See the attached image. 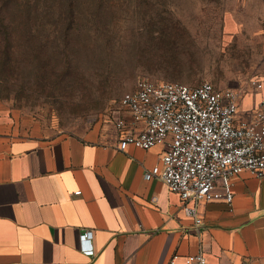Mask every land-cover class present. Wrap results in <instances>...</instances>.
<instances>
[{"label": "crops", "instance_id": "0c3cea01", "mask_svg": "<svg viewBox=\"0 0 264 264\" xmlns=\"http://www.w3.org/2000/svg\"><path fill=\"white\" fill-rule=\"evenodd\" d=\"M263 97L245 93L239 117H253ZM112 117L78 136L0 101V264H184L200 253L209 264H264V178L235 177L232 204H199L198 224L161 180L145 178L164 148L121 150Z\"/></svg>", "mask_w": 264, "mask_h": 264}, {"label": "rangeland", "instance_id": "374dc122", "mask_svg": "<svg viewBox=\"0 0 264 264\" xmlns=\"http://www.w3.org/2000/svg\"><path fill=\"white\" fill-rule=\"evenodd\" d=\"M0 101L85 136L142 81L264 83V0H10ZM254 93V92H253Z\"/></svg>", "mask_w": 264, "mask_h": 264}, {"label": "built area", "instance_id": "2783aa9c", "mask_svg": "<svg viewBox=\"0 0 264 264\" xmlns=\"http://www.w3.org/2000/svg\"><path fill=\"white\" fill-rule=\"evenodd\" d=\"M249 86L250 92L264 90L260 81H251ZM242 96L241 90L208 82L192 87L142 81L122 98L120 108L112 115L121 150L129 145L147 151L164 148L161 166L146 172L145 178L161 180L180 197L185 211L198 218V224L199 204H232L235 177L248 172L264 178V97L253 117L240 118ZM92 238V231L81 235L88 255L95 253L89 246ZM177 259L175 256L169 264H177ZM184 264L209 263L200 253Z\"/></svg>", "mask_w": 264, "mask_h": 264}, {"label": "trees", "instance_id": "16d2710c", "mask_svg": "<svg viewBox=\"0 0 264 264\" xmlns=\"http://www.w3.org/2000/svg\"><path fill=\"white\" fill-rule=\"evenodd\" d=\"M21 8L11 7L10 0H0V25L3 30L11 29V19L13 14L19 13Z\"/></svg>", "mask_w": 264, "mask_h": 264}]
</instances>
